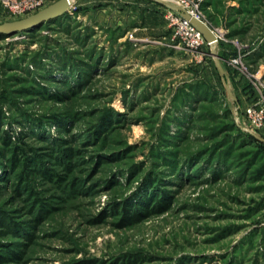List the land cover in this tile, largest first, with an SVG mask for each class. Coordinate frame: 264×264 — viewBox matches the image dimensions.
Here are the masks:
<instances>
[{
	"label": "rangeland",
	"instance_id": "rangeland-1",
	"mask_svg": "<svg viewBox=\"0 0 264 264\" xmlns=\"http://www.w3.org/2000/svg\"><path fill=\"white\" fill-rule=\"evenodd\" d=\"M187 2L224 74L156 0L0 36V264H264V0Z\"/></svg>",
	"mask_w": 264,
	"mask_h": 264
},
{
	"label": "water",
	"instance_id": "water-1",
	"mask_svg": "<svg viewBox=\"0 0 264 264\" xmlns=\"http://www.w3.org/2000/svg\"><path fill=\"white\" fill-rule=\"evenodd\" d=\"M160 2L161 4L165 5L168 8H171L177 12H179L184 18H187L190 23L196 27L199 31H201L204 39L206 42H208L210 46V53L214 57L216 66L221 72V74H224L225 72L223 71L222 65L219 61V58L216 55V50H215V45H216V40L217 36L212 30L210 26L207 25V23L202 20L201 18L198 19L195 16L191 15L189 12H186L183 10L181 7L177 6L174 3H168L165 0H156ZM72 5V0H56L53 1L46 6L31 12V14H28L24 17L16 18V20H8V21H3L0 22V33L3 34H11L19 31H24V30H30L31 28H34L47 20L54 19L57 17L62 16L63 13H65L70 6ZM227 87L228 94L230 98L235 100L234 94H232L230 87L228 84L225 85ZM238 112H235V118H237ZM248 132L252 133L258 140L264 143V138L259 136L258 134L252 132L249 130Z\"/></svg>",
	"mask_w": 264,
	"mask_h": 264
},
{
	"label": "built area",
	"instance_id": "built-area-1",
	"mask_svg": "<svg viewBox=\"0 0 264 264\" xmlns=\"http://www.w3.org/2000/svg\"><path fill=\"white\" fill-rule=\"evenodd\" d=\"M14 1V0H13ZM16 1H14L15 3ZM34 2V3H33ZM176 4L181 7L186 12H189L191 15L199 18V15L193 11H190L188 8L187 0H175ZM30 6L27 8L35 7L40 5L39 2H35L34 0L28 3ZM72 6V5H71ZM70 6V8H71ZM15 7V6H14ZM26 8V7H25ZM25 8H20V11L27 10ZM69 8V9H70ZM169 16L171 18L172 24L177 27V33L183 39H186L189 46L198 47L201 45L203 39V35L201 31H199L196 27H194L187 18H184L179 12L173 11L171 9L168 10ZM200 19V18H199ZM259 102H264V97L259 100ZM246 117L249 119V123L254 125L255 127H261L264 125V108L263 105L260 107L254 105H249L245 110Z\"/></svg>",
	"mask_w": 264,
	"mask_h": 264
},
{
	"label": "trees",
	"instance_id": "trees-1",
	"mask_svg": "<svg viewBox=\"0 0 264 264\" xmlns=\"http://www.w3.org/2000/svg\"><path fill=\"white\" fill-rule=\"evenodd\" d=\"M65 14H63L62 16H64ZM62 16H60V17H57V18H54V19H50V20H47L46 22H52V21H54V20H56V19H58V18H62ZM46 22H44V23H46ZM2 35H5V34H0V36H2ZM250 135H251V139H256V140H258L252 133H249ZM8 141H11V135L10 134H6V143H8ZM258 141H260V140H258ZM261 142V141H260ZM14 147V149L16 148V150L18 149V147H16V146H13ZM13 149V150H14ZM45 173V172H44ZM45 175L49 178V176H50V173L49 172H46L45 173ZM146 203H143V205H145ZM134 211V212H133ZM133 211H130V212H128V215H130V218H131V220L133 219V218H135V217H137L136 215H137V210H136V208H135V210H133ZM127 215V216H128ZM10 254H11V257L12 258H18V253H15V252H13V251H10Z\"/></svg>",
	"mask_w": 264,
	"mask_h": 264
},
{
	"label": "bare ground",
	"instance_id": "bare-ground-1",
	"mask_svg": "<svg viewBox=\"0 0 264 264\" xmlns=\"http://www.w3.org/2000/svg\"><path fill=\"white\" fill-rule=\"evenodd\" d=\"M68 11V10H67Z\"/></svg>",
	"mask_w": 264,
	"mask_h": 264
}]
</instances>
